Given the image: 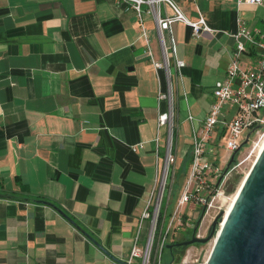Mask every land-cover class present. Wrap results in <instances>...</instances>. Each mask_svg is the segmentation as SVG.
Masks as SVG:
<instances>
[{"label": "crops", "instance_id": "crops-1", "mask_svg": "<svg viewBox=\"0 0 264 264\" xmlns=\"http://www.w3.org/2000/svg\"><path fill=\"white\" fill-rule=\"evenodd\" d=\"M172 1L190 20L203 14L213 30L194 36L176 20L165 32L170 52L174 47L186 62L180 77L171 58L177 175L192 154L193 128L202 126L214 101L215 82L227 75L240 20L264 35V3ZM160 8L174 14L169 4ZM148 9L142 5V18L161 61ZM146 50L130 3L0 0V264L129 258L156 174L157 118L167 108L159 99L166 73L156 71ZM226 131L223 121L215 128L209 146L215 163Z\"/></svg>", "mask_w": 264, "mask_h": 264}, {"label": "built area", "instance_id": "built-area-1", "mask_svg": "<svg viewBox=\"0 0 264 264\" xmlns=\"http://www.w3.org/2000/svg\"><path fill=\"white\" fill-rule=\"evenodd\" d=\"M121 1L130 3L136 10L141 33L146 42V52L156 71L164 70L166 73V88L159 92V99L167 101V108L159 112L157 131L153 138L156 159L154 182L146 205L138 218L129 258L123 264H163L162 255L165 248L169 244L185 240H177L179 231L183 227H190L193 230L196 228L198 237L208 236L212 221L220 211L225 209L229 201L226 196L229 182L228 170L226 171L210 158L212 150L209 146L216 126L221 121L226 125L225 140L221 146L232 155L235 154L234 161L230 165L232 170L246 164L258 150L264 138V134L260 133L264 128V35L259 30H252L244 20H240L238 31L233 34L236 47L227 75L215 82L214 101L202 126L195 125L193 128L192 160L167 223L177 173V155L174 151L176 108L171 58H174L175 71L180 77H182V69L186 66V62L177 57L174 47H172V53L170 52L166 44L165 32L171 29V24L176 20L189 25L194 36H200L203 32L213 30L203 14H200L197 20H190L172 0ZM238 2L261 5L264 0H238ZM143 4L149 6V12L153 13L156 19L163 52L161 61L156 60L152 52L141 13ZM161 4H169L174 14H163ZM243 56H247L248 61H242ZM190 120L194 121L191 115ZM164 129L165 136L162 132ZM250 132L248 143L244 144ZM245 146L249 147V150L247 148L248 153L245 154L246 150L241 154ZM143 147V143H140L134 147V150ZM162 148H164L163 155H161ZM187 206L202 207L201 218L194 225L185 211ZM204 218L207 222L200 227ZM191 246H188L181 256L174 258L170 264H207L211 251L195 252Z\"/></svg>", "mask_w": 264, "mask_h": 264}, {"label": "water", "instance_id": "water-1", "mask_svg": "<svg viewBox=\"0 0 264 264\" xmlns=\"http://www.w3.org/2000/svg\"><path fill=\"white\" fill-rule=\"evenodd\" d=\"M250 134L251 132L244 144L248 143ZM234 158L235 154L232 155L228 166ZM40 202L49 203L44 200ZM55 207L79 227L71 216ZM220 222L221 228L216 233ZM196 230L194 228L190 239L169 244L168 247L172 249L174 245L206 244L217 234L207 264H264V147L242 181L229 212L227 214L225 210L219 212L212 221L208 236L198 237ZM87 235L107 255L121 262L91 235Z\"/></svg>", "mask_w": 264, "mask_h": 264}, {"label": "rangeland", "instance_id": "rangeland-1", "mask_svg": "<svg viewBox=\"0 0 264 264\" xmlns=\"http://www.w3.org/2000/svg\"><path fill=\"white\" fill-rule=\"evenodd\" d=\"M261 135L264 134V128H262V130L260 131ZM255 139V138H254ZM242 142V141H241ZM249 150V147L245 146L243 147V149L241 150V154L245 153L246 150ZM248 150L245 154L248 153ZM259 150V148H258ZM258 150L255 152V154L251 157V159L249 161L246 162V164H244L243 166L235 169V170H232V166H227L231 156H232V153L227 151L225 149V147H221L220 149H218V161L216 162L218 165H220L221 167H223L224 169H228V178H229V181L230 180H233L234 178H237V181L235 182V185H234V190L231 192V193H226V196L228 197L229 201L231 200L233 194L238 191V188L240 187L242 181L244 180L245 176H246V173L250 171L251 167L253 166L254 164V160H256L257 158V154H258ZM248 174V173H247ZM187 176V175H186ZM186 176L185 177H182V178H179V175H176V181H175V186L173 188V195H172V199H171V205H170V208H169V214L167 216V223L170 219V213L172 212L176 202H177V199L179 197V194H180V191H181V188L185 182V179H186ZM226 208V206H225ZM225 210V209H224ZM185 211L187 213L188 216L191 217V223L194 225L198 222V220L201 218V214H202V207L201 206H195L193 208H190V206H187L185 208ZM206 219L204 218L200 224V227L203 225L204 226V223H206ZM221 228V222L220 224L218 225L217 227V231L216 233L220 230ZM192 234H193V228H190V227H183L181 229V231H179V237H177V240L178 239H188V238H191L192 237ZM216 235H214V237L206 244H202V245H192L191 248H193V250L195 252H210L213 245H214V242H215V238H216ZM182 254V249H169L168 247L165 248L164 252H163V255H162V262L163 264H170L174 258H177L179 256H181Z\"/></svg>", "mask_w": 264, "mask_h": 264}, {"label": "trees", "instance_id": "trees-1", "mask_svg": "<svg viewBox=\"0 0 264 264\" xmlns=\"http://www.w3.org/2000/svg\"><path fill=\"white\" fill-rule=\"evenodd\" d=\"M191 160H192V154H191L187 164H185L184 167L182 168V170H180L179 174H177V175H179V178H182V177H184L186 175L187 168H188V165L191 162ZM236 181H237V178H234L233 180H230L228 182V187H227V190H226L227 193H231L234 190V185H235ZM48 200L51 201V203H53V200H50V199H48ZM196 245H202V244L197 243ZM187 247L188 246L182 247V253L186 250Z\"/></svg>", "mask_w": 264, "mask_h": 264}, {"label": "bare ground", "instance_id": "bare-ground-1", "mask_svg": "<svg viewBox=\"0 0 264 264\" xmlns=\"http://www.w3.org/2000/svg\"><path fill=\"white\" fill-rule=\"evenodd\" d=\"M264 147V138L262 139V141H261V143H260V147H259V150H258V154L260 153V151L262 150V148ZM258 154H257V156H258ZM255 161V160H254ZM248 173V172H247ZM247 173H246V175H247ZM239 189V188H238ZM236 195H237V191L233 194V196H232V198H231V200H230V202H227L226 203V208H225V213L227 214L228 212H229V210H230V208L232 207V204H233V202H234V200H235V198H236ZM227 200V199H226Z\"/></svg>", "mask_w": 264, "mask_h": 264}, {"label": "flooded vegetation", "instance_id": "flooded-vegetation-1", "mask_svg": "<svg viewBox=\"0 0 264 264\" xmlns=\"http://www.w3.org/2000/svg\"><path fill=\"white\" fill-rule=\"evenodd\" d=\"M185 240H187V239H185ZM184 241V240H183ZM182 247H184V246H176V245H174L173 246V249H182Z\"/></svg>", "mask_w": 264, "mask_h": 264}]
</instances>
